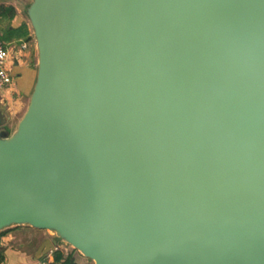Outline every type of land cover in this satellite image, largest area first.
I'll return each mask as SVG.
<instances>
[{"label": "water", "instance_id": "water-1", "mask_svg": "<svg viewBox=\"0 0 264 264\" xmlns=\"http://www.w3.org/2000/svg\"><path fill=\"white\" fill-rule=\"evenodd\" d=\"M26 15L36 81L0 132V232L50 231L93 264H264V0Z\"/></svg>", "mask_w": 264, "mask_h": 264}, {"label": "crops", "instance_id": "crops-1", "mask_svg": "<svg viewBox=\"0 0 264 264\" xmlns=\"http://www.w3.org/2000/svg\"><path fill=\"white\" fill-rule=\"evenodd\" d=\"M31 3L32 0H0V7L13 9L12 16L0 9V41L8 51L6 68L11 79L10 84L0 91V132L9 135L16 130L24 116L36 81V44L26 15ZM21 28L27 35L21 33ZM23 45H26V49H23ZM31 231L41 232L29 226H14L0 232L5 244L0 250V264H38L43 261L61 264L53 258L57 251L63 257L72 255L76 264H84L86 259L81 254L63 249L56 238H42L39 234L31 236ZM47 240L52 242L54 251L37 259L39 250Z\"/></svg>", "mask_w": 264, "mask_h": 264}, {"label": "built area", "instance_id": "built-area-1", "mask_svg": "<svg viewBox=\"0 0 264 264\" xmlns=\"http://www.w3.org/2000/svg\"><path fill=\"white\" fill-rule=\"evenodd\" d=\"M23 49H26V45H23ZM8 61V51L0 41V91L5 89L11 82L8 74L6 64ZM4 240L0 237V250L4 247ZM38 264H49L48 262H39Z\"/></svg>", "mask_w": 264, "mask_h": 264}, {"label": "trees", "instance_id": "trees-1", "mask_svg": "<svg viewBox=\"0 0 264 264\" xmlns=\"http://www.w3.org/2000/svg\"><path fill=\"white\" fill-rule=\"evenodd\" d=\"M1 10H4L6 14H9L10 16L13 15V9L12 8H3V7H0ZM21 33L25 36L27 35L26 34V31L24 30V28H21ZM27 40H30L29 38ZM53 258H54V261L56 263H61V264H76L74 259L72 258V255H68L66 257H63L62 253L57 251L54 253L53 255Z\"/></svg>", "mask_w": 264, "mask_h": 264}, {"label": "rangeland", "instance_id": "rangeland-1", "mask_svg": "<svg viewBox=\"0 0 264 264\" xmlns=\"http://www.w3.org/2000/svg\"><path fill=\"white\" fill-rule=\"evenodd\" d=\"M34 40V39H33ZM15 230V228L13 229ZM31 236H33L34 234H39L40 236H42V238H47V237H50V238H56L55 234H53L52 232L50 231H41L40 233H36V232H33L31 231ZM57 239V238H56ZM57 244L59 246H61L63 249H66V250H69V251H73V252H77L75 251L74 249H72L69 245H66V244H63L61 243L60 241L57 240ZM78 253V252H77ZM81 256V255H80ZM84 264H93L92 262H90L89 260H85L84 261Z\"/></svg>", "mask_w": 264, "mask_h": 264}]
</instances>
